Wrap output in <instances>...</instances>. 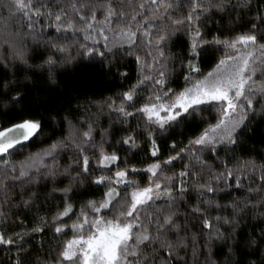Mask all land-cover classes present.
Segmentation results:
<instances>
[{
    "label": "snow or ice",
    "instance_id": "snow-or-ice-1",
    "mask_svg": "<svg viewBox=\"0 0 264 264\" xmlns=\"http://www.w3.org/2000/svg\"><path fill=\"white\" fill-rule=\"evenodd\" d=\"M125 3L130 5L131 0ZM254 3L255 15L246 18ZM45 7H37L34 0L0 2V12L7 10L9 18L19 13L27 22L25 32L5 40L9 52L0 55V114H19L6 126L0 125V193L4 195L0 220L7 218L4 206L10 209L15 204L9 190L21 189L17 193L20 205L31 207L38 193H28L23 199L27 188L39 186L42 180L55 183L57 158L72 153L74 167L66 171L70 184L61 190L67 199L50 224L55 236H67L69 227L72 236L44 264H220L214 258L217 250L224 252L223 264H264V165L245 160L233 170L223 162V170L213 175V166L203 159L205 155L218 158L221 151H257L247 148L242 137L256 134L251 127L253 117L264 114V79L258 80V76L264 78V0H143L131 12L124 10V4L117 7L108 0L102 6L103 21H97L96 10L88 3L79 6L85 14L73 5L81 26L66 19L62 10L55 14V23L48 27L64 35V42L49 40V46L62 55H48L36 64L30 62L32 56L17 37L36 40L42 35L43 25L40 31L36 25L41 18L53 16L50 8L41 10ZM216 15L219 20H212ZM209 22L221 25L219 34L206 30ZM178 44L180 50L174 51ZM70 49L76 50L75 57L63 55ZM145 49L142 60L140 52ZM218 52L223 54L216 58ZM205 56L215 58L216 63L211 71L200 74L199 62ZM126 57L135 58L136 80L102 105L92 100L81 104L67 86L62 88L59 78L72 70L68 65L85 62L98 64L106 75L127 80L129 73L120 71ZM176 63L185 83L174 88L176 72L169 65ZM89 105L97 106L98 114L107 109L110 119L115 116L121 126L128 125L121 128L128 134L116 142L126 153L139 147L130 118L137 120L138 129L143 123L138 134L146 137L150 156L155 158L143 169L146 183L131 179L141 169L129 165L116 150H105L116 124L97 131L99 115L89 112ZM213 108L218 115L215 123H208L204 113ZM183 127L193 130L187 143L181 141L183 146H179L172 139L169 148L175 155L161 159L158 140L169 139ZM41 137V143H51L30 153L17 169L11 157L22 155L25 147ZM89 151L95 156V169ZM184 159L189 163L180 172L164 174L165 168ZM93 186L104 188L101 198L82 201L79 212H74L68 194L83 196ZM193 191L197 203L189 206ZM217 197L231 199L222 205ZM159 201L163 206L153 207ZM224 211L228 214L212 215ZM70 214L76 219L69 226L63 218L71 219ZM43 231L42 226L32 229ZM25 243L19 234L13 238L0 232V245L16 246L15 264L30 255Z\"/></svg>",
    "mask_w": 264,
    "mask_h": 264
},
{
    "label": "trees",
    "instance_id": "trees-1",
    "mask_svg": "<svg viewBox=\"0 0 264 264\" xmlns=\"http://www.w3.org/2000/svg\"><path fill=\"white\" fill-rule=\"evenodd\" d=\"M0 2H5V0H0ZM37 7H40L41 4L46 5L47 7L41 9L42 11H48L51 9L53 16L50 18H41V22L36 25V30H41V25H43L42 35L39 36L36 40H33L30 36H21L17 37V39H22L25 43L26 50L32 56V60L30 62L39 64L41 61L47 57L48 55L55 54L56 56H61L62 54L56 52L55 49L49 46V40H55L56 42L63 43L64 35L58 34L55 32L54 28H49V23H55L54 16L55 14L61 12L65 15L66 19L73 20L77 26H81L79 24V17L77 16L76 11L73 10V5L77 6V9L81 12V14H85V10L80 9L81 3H88L90 7H94L97 13V21H103L104 13H103V5L108 3V0H34ZM111 2L120 7L121 4H124V10L131 12L132 9L136 7L137 4L143 2V0H131V4L125 3V0H111ZM257 8V4H253V12L250 14V18L252 15H255V9ZM186 11V9H185ZM90 14V13H89ZM10 14L7 10L0 12V55L7 54L9 52L8 46L5 44L6 39H11L12 35L20 32L23 33L26 31V20L19 13L15 14L14 18H9ZM212 20H219V15L213 16ZM127 21H121L120 23H126ZM227 24V18L223 22ZM25 25V27H21V25ZM116 26L115 24L113 25ZM220 24H215L209 22L207 24L206 30H211L213 34L217 33V28H220ZM225 35H228V32L225 29H222ZM240 31V29H237ZM109 40L112 39V33L108 32ZM77 39L83 41V36L77 34ZM87 43H91L88 41ZM101 45L104 43L103 40H100ZM174 51L180 50V45L178 44ZM145 51H141V59L145 58ZM223 53L218 52L215 53V57L219 58ZM63 55H71L75 57L77 55L76 50L70 49L68 53ZM127 63L122 61L120 65V71H127L129 73V79L121 80L117 79L111 74H105L98 64L93 63H82V64H69L68 67L72 70L63 73V75L59 78L62 82V88L67 86L71 95L74 97H78L81 104H84L87 100H92L96 102V105H102L103 101L106 100L110 96H114L116 93L126 89L130 86V84L134 83L136 80V63L134 57H126ZM216 63L215 58H209L207 56L204 57L202 62H199L200 74H206L208 71H211ZM169 68H174L176 72V83L172 85V87H183L184 79L183 75H181V69L179 64H170ZM116 69H113L115 72ZM184 72H187V68L185 67ZM200 74H194V78H199ZM19 79L23 81V73L19 74ZM264 79L258 76V80ZM123 86V87H121ZM147 96V93H144ZM144 101H141L143 103ZM76 101L73 100V104L75 105ZM259 107V105H257ZM131 110V109H130ZM88 111L94 115L98 114L97 106H88ZM17 113H9L8 115L0 114V125L6 126L10 120H14L18 118ZM99 124L100 131L101 129H109L111 123H115L116 127L110 129V135L108 137L107 143H105L104 147L107 152H112L116 150L118 155L121 156L122 159H126L129 162V165H135L138 169H141V172L138 174H132L131 179L136 181L139 184H144L147 182V174L143 172V169L147 164L152 163L153 159L150 156L149 145L146 143V137L139 135V130L143 129V123L139 124V129L137 126V120L131 119L129 120V124L131 125V130L137 134V143L139 147L130 152H125L123 147L116 142L123 136L127 135V132L121 130L122 127H128L127 124L121 126L118 123V118L112 116L109 118L107 109H104L102 113H99ZM218 115V109L213 108L210 112H205L204 116L207 118L208 123H215L216 116ZM262 115L258 114L253 117V124L251 127L256 128V134L252 135L250 132L242 137L246 141V147L251 148L255 147L257 151L255 152H247V151H237L235 153L228 152L225 153L223 151L219 152L218 158L205 155L203 159L207 161L209 165H212V173L215 175L217 172L223 170V162H227L229 168L233 170H237L239 165L243 163L245 160H254L256 165L259 167L264 165V119H262ZM48 130L46 129V133ZM193 134V130L190 127L177 128L172 137L167 140H158V144L161 148L162 155L161 159L166 158L168 155H175L174 152L170 151L169 145L171 144L172 139H175L178 142L179 146H183L179 144V142L183 141V143H187V139L191 137ZM43 137L38 138L37 140L31 142L29 146L25 147L22 151L23 154L17 153L11 160L13 163L17 165V169H19V162L26 160L27 156L30 153L39 152L41 149H45L51 143L49 140H44L43 143L40 142ZM100 140V136L97 134L95 136V141L98 143ZM179 146L177 147V151H179ZM89 157L92 159L91 168L95 169V156L91 151L87 153ZM96 154L98 155V149ZM72 153L62 154L57 158L55 162V167L58 170V176L56 178V182L53 183L50 180H42L39 186L36 187H28L27 192L23 196V199L28 198V193L37 192L38 196L33 201L31 207L25 208L20 205L21 196L17 193L22 191L21 189H17L15 191L9 190L8 196L15 202V204L9 209L7 206H4L3 211L7 213V218L4 220H0V232H3L6 237L15 238L17 234L24 237L25 249L30 253L27 259L22 261V264H44L46 260H49L51 256L56 254L58 249V245L62 244V242L72 236V231L70 227L65 229L67 232V236L60 235L55 236L54 233L50 229V224L52 221L53 215H55L58 211L61 210L65 200L67 199L61 191L66 188L70 184V177L66 175V171L71 167H74L71 159ZM190 159V157H189ZM189 159L178 160L175 161L172 166L169 168H165L164 174L167 176H172L173 173L180 172L184 165L189 163ZM120 167H124L123 164ZM94 174L99 175L101 173L95 172ZM205 179H210L207 175H205ZM46 185V186H45ZM131 189H127L126 191L130 192ZM104 188L102 186H93L90 189L89 193L86 195H72L69 193L68 195L71 197L68 200L69 203H72L74 206V212H79L80 204L82 201L87 199H100ZM191 191V189H190ZM175 195V193H174ZM193 199L189 201V206L197 203L196 201V193L192 192ZM220 204L229 203L231 197H217ZM4 200L3 193H0V201ZM19 205V206H17ZM163 206V201L157 202L153 207ZM147 212H151L152 209H146ZM183 211V209H181ZM227 215L228 212H213L212 215ZM71 215V214H70ZM64 222H66L69 226L76 219L75 215H71V219L68 217H64ZM47 222V223H45ZM42 226L44 228L43 232H32V229ZM197 229H193L196 231ZM19 243V241H17ZM16 246H6L0 245V264H15V257L17 256ZM23 256V252L20 253ZM220 264H223L225 255L223 251H216V256Z\"/></svg>",
    "mask_w": 264,
    "mask_h": 264
}]
</instances>
